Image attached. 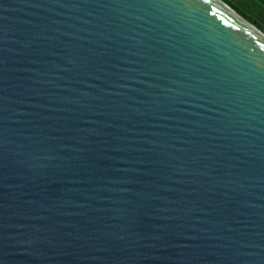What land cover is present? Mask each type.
<instances>
[{"label": "water", "instance_id": "obj_1", "mask_svg": "<svg viewBox=\"0 0 264 264\" xmlns=\"http://www.w3.org/2000/svg\"><path fill=\"white\" fill-rule=\"evenodd\" d=\"M0 264H264V32L223 0H0Z\"/></svg>", "mask_w": 264, "mask_h": 264}, {"label": "trees", "instance_id": "obj_2", "mask_svg": "<svg viewBox=\"0 0 264 264\" xmlns=\"http://www.w3.org/2000/svg\"><path fill=\"white\" fill-rule=\"evenodd\" d=\"M264 32V0H223Z\"/></svg>", "mask_w": 264, "mask_h": 264}]
</instances>
